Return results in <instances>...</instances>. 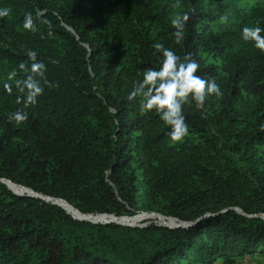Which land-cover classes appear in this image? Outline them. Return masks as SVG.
<instances>
[{
    "label": "trees",
    "instance_id": "trees-1",
    "mask_svg": "<svg viewBox=\"0 0 264 264\" xmlns=\"http://www.w3.org/2000/svg\"><path fill=\"white\" fill-rule=\"evenodd\" d=\"M0 8L10 10L0 18V264H264V52L241 38L244 26L264 28V0ZM185 12L177 45L170 21ZM29 13L36 31L23 28ZM154 43L190 55L222 92L184 105L178 143L127 98L159 67ZM29 50L49 83L17 124L8 117L23 108L15 81L29 74L18 67Z\"/></svg>",
    "mask_w": 264,
    "mask_h": 264
},
{
    "label": "clouds",
    "instance_id": "clouds-1",
    "mask_svg": "<svg viewBox=\"0 0 264 264\" xmlns=\"http://www.w3.org/2000/svg\"><path fill=\"white\" fill-rule=\"evenodd\" d=\"M9 11L7 8H0V18L8 16ZM188 19L189 15L185 12L170 21L177 45L181 44L185 38L184 29ZM23 28L36 31L31 13L25 15ZM261 33H264V28L244 26L241 29V38L264 52V35ZM152 48L154 49L153 55H159V67L148 68L144 71L142 79L134 83L127 98L129 101L140 98L141 112L154 111L168 127L167 135L170 140L178 143L189 134V125L185 122L184 105L195 102L196 108L202 109L207 97L212 95L219 97L222 92L214 79H205L198 74L200 65L190 55L181 57L162 43H154ZM27 56L31 61L30 66L20 63L18 67L22 71L27 70L29 74L24 79L15 81V87L23 93L22 96H17L16 102L22 104L23 108L17 109L8 117L9 121H15L17 124L28 119V113L24 109L37 104V98L43 94L44 87L41 85V79L44 84L49 83L44 79L46 66L42 61L37 60V52L29 50ZM16 75V71H13L8 79L13 80ZM3 87L11 94L12 84L5 83ZM147 214L160 216L156 212H147ZM89 220L97 219L89 218Z\"/></svg>",
    "mask_w": 264,
    "mask_h": 264
},
{
    "label": "water",
    "instance_id": "water-1",
    "mask_svg": "<svg viewBox=\"0 0 264 264\" xmlns=\"http://www.w3.org/2000/svg\"><path fill=\"white\" fill-rule=\"evenodd\" d=\"M27 190H28V191H27V194L32 195V196H36V197H39V198H42V199H45V200H50V201H52L53 203H56V204L62 206V207L66 210L67 213L71 214V213L66 209V207L63 206L62 203H58V202L56 201V200H59V202H60V201H63V202H64V200H63L62 198H51V197H48V196H47V197H44V196H42L41 194L36 193V192H34L33 190H31V189H27ZM86 219L89 220V218H86Z\"/></svg>",
    "mask_w": 264,
    "mask_h": 264
}]
</instances>
